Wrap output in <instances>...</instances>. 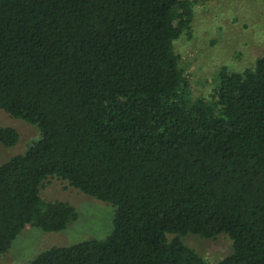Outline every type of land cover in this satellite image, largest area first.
<instances>
[{
	"label": "trees",
	"instance_id": "16d2710c",
	"mask_svg": "<svg viewBox=\"0 0 264 264\" xmlns=\"http://www.w3.org/2000/svg\"><path fill=\"white\" fill-rule=\"evenodd\" d=\"M194 1L0 0V109L41 134L0 164V257L27 224L78 219L41 196L56 175L112 204V230L25 264H209L188 234L231 239L217 264H264V55L190 99L174 43Z\"/></svg>",
	"mask_w": 264,
	"mask_h": 264
},
{
	"label": "rangeland",
	"instance_id": "374dc122",
	"mask_svg": "<svg viewBox=\"0 0 264 264\" xmlns=\"http://www.w3.org/2000/svg\"><path fill=\"white\" fill-rule=\"evenodd\" d=\"M189 20L190 29L175 41L174 51L185 70L189 98L211 100L222 67L243 71L264 55V0H195ZM0 127H13L20 135L14 146L0 143V164L23 154L41 137L35 125L2 109ZM40 191L44 199L71 203L78 219L57 232L27 224L0 257V264H25L51 247L104 239L111 232L115 212L112 204L81 192L56 175L44 180ZM182 239L209 264H217L232 251V241L225 234L215 238L188 234Z\"/></svg>",
	"mask_w": 264,
	"mask_h": 264
}]
</instances>
